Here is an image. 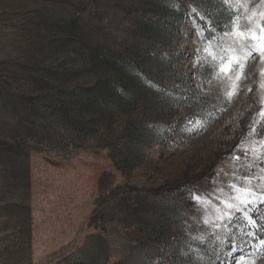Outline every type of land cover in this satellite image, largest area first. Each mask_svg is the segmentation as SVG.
Returning a JSON list of instances; mask_svg holds the SVG:
<instances>
[{"label": "rangeland", "instance_id": "rangeland-1", "mask_svg": "<svg viewBox=\"0 0 264 264\" xmlns=\"http://www.w3.org/2000/svg\"><path fill=\"white\" fill-rule=\"evenodd\" d=\"M234 16L264 35V0H0V264H264V204L215 219L233 172L264 193V159L235 152L264 63L232 104L193 75Z\"/></svg>", "mask_w": 264, "mask_h": 264}, {"label": "snow or ice", "instance_id": "snow-or-ice-1", "mask_svg": "<svg viewBox=\"0 0 264 264\" xmlns=\"http://www.w3.org/2000/svg\"><path fill=\"white\" fill-rule=\"evenodd\" d=\"M224 3H229V0H224ZM231 27L227 28L223 35L230 38V45L227 50L221 49L220 53L206 56L204 59H198L194 65V73L199 72L200 69H204V75L202 79L205 82L211 83L213 80L217 81L221 86V92L224 98V102L232 104L238 100L244 89V81L248 79V73L245 71L254 60L257 55L260 57L261 62L264 63V35L256 32L250 28L247 23L242 22L240 16H234L231 19ZM215 25H213L214 27ZM260 29L264 32V24L260 25ZM204 30L203 28L201 29ZM211 33V27L207 29ZM219 47V45H217ZM227 51L236 53L235 56L226 55ZM240 53H243L241 55ZM261 79L264 81V68H261ZM260 101L262 106L258 110H254L249 120L243 127L247 128V132L244 133L240 144L237 145L235 152H243L244 157L251 152L254 158L264 159V83L260 84ZM248 92H252L253 89L248 87ZM197 124L201 121H196ZM251 138L249 143H245V140ZM258 149V150H257ZM235 160H240L242 157L235 155ZM233 177H236L242 181H248V185L242 183H236V180H230L228 187L232 189L233 194L221 199V203L224 207L217 208L216 220L224 221L225 219L234 220L233 212L242 213L248 222L253 226L256 225L251 212H249V206L252 211H258L257 205L264 204V199H260L264 196V193L257 194L255 190L250 186V182L253 179L251 176H238L237 173H232ZM223 192L222 188L214 190L215 193ZM209 194L197 193L194 189L188 190V197L195 201L199 206L202 202L211 203L207 199ZM219 198V197H218ZM213 207H216L213 205ZM204 223H209L205 220ZM219 227V225H216ZM261 244L264 245V238L261 239Z\"/></svg>", "mask_w": 264, "mask_h": 264}, {"label": "trees", "instance_id": "trees-1", "mask_svg": "<svg viewBox=\"0 0 264 264\" xmlns=\"http://www.w3.org/2000/svg\"><path fill=\"white\" fill-rule=\"evenodd\" d=\"M106 86H102L101 87L100 94H102V95H100V97L98 98L99 99L98 101L101 104V106H103L105 111L111 112L112 110L116 109V107H115V104H110L109 105L108 102L105 103V101L103 99L105 93L107 92V94H108V91H109V89L107 90ZM126 90L127 89L124 86L123 91H126ZM116 97H117V99L121 98L120 94L119 95L116 94ZM85 102L90 104V106L92 105V103H91V101L89 99H85ZM126 136L128 138V141L130 142V144H132V143L135 144V142H137L136 145H137L138 148H134V147H132L133 145L131 146L130 144H128L126 149L119 153L121 155L120 159L122 161H124V162H126L130 158H135V156L137 155V152H138V151H136V149L140 150L141 148L147 146V142H146V140L144 138L145 137L144 130L142 132H140L139 130L131 131V132H128ZM116 163L118 164V161H116Z\"/></svg>", "mask_w": 264, "mask_h": 264}]
</instances>
